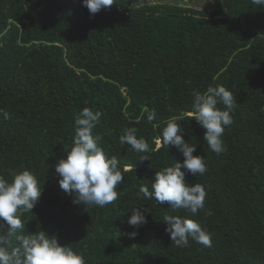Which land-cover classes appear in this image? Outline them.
<instances>
[{
    "label": "trees",
    "instance_id": "1",
    "mask_svg": "<svg viewBox=\"0 0 264 264\" xmlns=\"http://www.w3.org/2000/svg\"><path fill=\"white\" fill-rule=\"evenodd\" d=\"M211 1L198 10L115 0L93 15L82 0H0V174L11 181L29 170L43 188L31 212L19 213L17 235L43 230L85 264H264V7ZM218 85L238 102L220 154L192 115L193 93ZM85 107L102 113L93 135L124 176L118 199L104 207L74 204L55 171ZM170 119L205 158L207 171L185 179L205 187L210 215L137 195L140 185L151 191L156 171L183 162L175 146H162ZM131 127L147 152L121 145ZM140 207L147 223L137 228L127 220ZM166 215L199 222L212 246L189 239L177 247ZM17 243L13 236L10 247Z\"/></svg>",
    "mask_w": 264,
    "mask_h": 264
},
{
    "label": "clouds",
    "instance_id": "2",
    "mask_svg": "<svg viewBox=\"0 0 264 264\" xmlns=\"http://www.w3.org/2000/svg\"><path fill=\"white\" fill-rule=\"evenodd\" d=\"M252 4L264 7V0H251ZM115 0H82L90 14L107 9ZM223 104L224 108L217 107ZM238 106L234 94L224 86L208 87L201 94L193 93L192 115L205 131L203 140L217 154L226 151L222 137L227 126L233 123L232 113ZM102 113L91 108H83L75 117V135L66 158H61L55 166L61 189L74 195L73 203L86 207H104L118 199L117 185L124 180L118 167L117 156L109 157L100 146L101 139L93 135V129L99 123ZM156 118L154 111L147 116L149 121ZM183 129L175 120H169L162 130V146H175L183 155V162L176 161L172 166L155 172L151 181V191L146 185H140L137 195L156 204L168 202L172 209H185L195 216L204 209L205 215L211 211L205 209L206 189L199 183L186 182L185 173L204 174L207 171L204 156L194 155L196 144L186 142ZM121 145L127 144L138 153L149 150L143 137L137 136L135 127L126 128L120 136ZM147 159L143 157L141 160ZM182 169H184L182 171ZM130 169L125 168L124 171ZM9 181L0 174V264H85L82 254L69 245H61L54 235L43 230L26 235H17L24 229L20 212H31L41 196L43 188L36 176L29 170L11 173ZM146 208H134L127 223L139 227L147 223ZM170 239L177 247H188L189 239L205 247L212 246L211 234L193 219L166 215L163 219ZM136 232L129 233L135 237ZM15 236L17 246L10 247Z\"/></svg>",
    "mask_w": 264,
    "mask_h": 264
},
{
    "label": "rangeland",
    "instance_id": "3",
    "mask_svg": "<svg viewBox=\"0 0 264 264\" xmlns=\"http://www.w3.org/2000/svg\"><path fill=\"white\" fill-rule=\"evenodd\" d=\"M37 1V0H34ZM142 2H154L158 4H178L180 6L205 10L210 6L211 0H142Z\"/></svg>",
    "mask_w": 264,
    "mask_h": 264
}]
</instances>
